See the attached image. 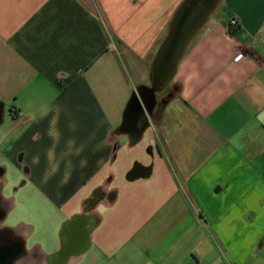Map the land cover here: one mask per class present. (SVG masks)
Listing matches in <instances>:
<instances>
[{
    "label": "crops",
    "instance_id": "crops-1",
    "mask_svg": "<svg viewBox=\"0 0 264 264\" xmlns=\"http://www.w3.org/2000/svg\"><path fill=\"white\" fill-rule=\"evenodd\" d=\"M181 2L0 0L16 264H264V0H222L148 114L131 97Z\"/></svg>",
    "mask_w": 264,
    "mask_h": 264
},
{
    "label": "water",
    "instance_id": "water-1",
    "mask_svg": "<svg viewBox=\"0 0 264 264\" xmlns=\"http://www.w3.org/2000/svg\"><path fill=\"white\" fill-rule=\"evenodd\" d=\"M221 2L222 0H182L152 60L150 84L138 86L130 103L140 99L145 111L152 113L158 103L157 93L172 82L180 60ZM69 251V247H66L58 255L65 257ZM23 254V243L0 237V264H16Z\"/></svg>",
    "mask_w": 264,
    "mask_h": 264
},
{
    "label": "rangeland",
    "instance_id": "rangeland-1",
    "mask_svg": "<svg viewBox=\"0 0 264 264\" xmlns=\"http://www.w3.org/2000/svg\"><path fill=\"white\" fill-rule=\"evenodd\" d=\"M171 89H172V87L170 85H167L163 90L158 92L159 98L167 95L169 92H171Z\"/></svg>",
    "mask_w": 264,
    "mask_h": 264
},
{
    "label": "flooded vegetation",
    "instance_id": "flooded-vegetation-1",
    "mask_svg": "<svg viewBox=\"0 0 264 264\" xmlns=\"http://www.w3.org/2000/svg\"><path fill=\"white\" fill-rule=\"evenodd\" d=\"M169 95H170V92L167 95L162 96V97L159 98L158 93H157L158 105L159 106L164 105V103L166 102V100H167V98H168Z\"/></svg>",
    "mask_w": 264,
    "mask_h": 264
},
{
    "label": "built area",
    "instance_id": "built-area-1",
    "mask_svg": "<svg viewBox=\"0 0 264 264\" xmlns=\"http://www.w3.org/2000/svg\"><path fill=\"white\" fill-rule=\"evenodd\" d=\"M230 25L232 26V27H237L238 26V21H237V19H232V20H230ZM239 58V56L237 57V59Z\"/></svg>",
    "mask_w": 264,
    "mask_h": 264
},
{
    "label": "trees",
    "instance_id": "trees-1",
    "mask_svg": "<svg viewBox=\"0 0 264 264\" xmlns=\"http://www.w3.org/2000/svg\"><path fill=\"white\" fill-rule=\"evenodd\" d=\"M230 31L231 32H234V30L232 29V28H230ZM3 103L2 102H0V121L2 120V110H3Z\"/></svg>",
    "mask_w": 264,
    "mask_h": 264
}]
</instances>
